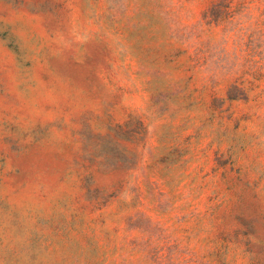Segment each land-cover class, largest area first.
I'll return each mask as SVG.
<instances>
[{"label": "rangeland", "instance_id": "obj_1", "mask_svg": "<svg viewBox=\"0 0 264 264\" xmlns=\"http://www.w3.org/2000/svg\"><path fill=\"white\" fill-rule=\"evenodd\" d=\"M214 1L0 0V264H264V0Z\"/></svg>", "mask_w": 264, "mask_h": 264}, {"label": "trees", "instance_id": "obj_2", "mask_svg": "<svg viewBox=\"0 0 264 264\" xmlns=\"http://www.w3.org/2000/svg\"><path fill=\"white\" fill-rule=\"evenodd\" d=\"M250 0H215L210 9L203 15V21L207 24H216L217 26L223 23L232 22L237 17L240 19L249 15Z\"/></svg>", "mask_w": 264, "mask_h": 264}]
</instances>
